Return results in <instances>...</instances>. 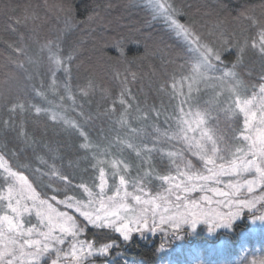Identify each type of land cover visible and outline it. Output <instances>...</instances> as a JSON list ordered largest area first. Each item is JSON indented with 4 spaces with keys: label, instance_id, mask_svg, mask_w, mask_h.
<instances>
[{
    "label": "snow or ice",
    "instance_id": "1",
    "mask_svg": "<svg viewBox=\"0 0 264 264\" xmlns=\"http://www.w3.org/2000/svg\"><path fill=\"white\" fill-rule=\"evenodd\" d=\"M144 6L153 21L163 22L186 45L190 55L179 67L187 72L181 79L189 81V93L193 89L199 92L203 86L212 94L194 111L177 107L174 128L165 126V142L154 139L149 143L141 138L140 127L132 126L135 121L158 120L161 112L155 106L141 108L133 95L129 85L138 77L131 65L139 57L129 58L123 39L103 38V58L110 62L103 69L93 64L85 70L80 46L65 47L68 35L100 19L98 8L80 19L72 6L60 7L64 13L61 27L43 40L35 27L40 18L33 10L26 9L22 18L10 19V31L32 25L27 39L21 35L18 42H6L13 54L7 59L24 73L27 84L13 90L10 82L17 77L10 75L0 86V101L8 113V119L0 118V128L14 131L22 143L33 146L38 142L30 137L25 122L13 117L29 113L43 116L80 141L77 147L85 154L81 159L91 162V168L84 172L93 175L87 180L81 176L74 183L76 175L64 168L79 169L80 159H68L65 164L59 148L45 144L52 162L37 156L44 171L32 170L50 181L45 187L52 195L42 196L22 171L14 170L3 150L6 146H0V264H41L51 252H55L51 264H85L89 257L110 254L114 242L97 244L83 238L89 227L113 231L130 240L144 230H176L185 224L195 229L201 222L215 232L219 227H231L244 210L261 211L255 219L264 220V194H259L264 193V73L256 84L242 76L249 53L264 68V3L259 6V15L254 9L238 13L239 33L227 31L223 22L202 33L197 30V21L185 20L186 14L171 0H145ZM250 29H255L253 35L248 34ZM109 48L117 54L112 56ZM232 50L235 55L226 59L225 54ZM105 73L118 83V91L98 85L93 78ZM170 79L174 87L175 76ZM159 90L164 91L163 82ZM50 94L58 97V104L48 100ZM97 94L108 106L96 118H114L113 123L129 135H117L105 145L93 141L88 129L94 117L85 105ZM29 95L48 106L30 103ZM214 111L229 121L239 119V129L229 136L213 126L210 121L218 118L213 117ZM69 112H76L79 119ZM154 135H161L160 128L155 127ZM177 143L181 147L173 148ZM125 151L133 153L139 163L128 161ZM153 153L168 161L169 172L160 174L153 168ZM57 161L62 163L58 166ZM133 168L135 175L131 174ZM153 180L159 182L161 190L149 187ZM75 191L81 193L80 198ZM250 264H264V258H254Z\"/></svg>",
    "mask_w": 264,
    "mask_h": 264
},
{
    "label": "trees",
    "instance_id": "2",
    "mask_svg": "<svg viewBox=\"0 0 264 264\" xmlns=\"http://www.w3.org/2000/svg\"><path fill=\"white\" fill-rule=\"evenodd\" d=\"M178 8L182 9L189 17L197 21V30L207 33L217 22L225 23L227 31L239 33L240 24L235 17L245 9H254L257 15L260 14V5L264 0H171ZM72 6L80 19L90 14L93 8H98L100 19L92 24H84L81 28L73 31L66 38L65 47L79 45L83 55L81 60L85 70L93 64L99 65L102 69L110 62L103 58V38H121L125 41L129 58L139 57L131 65L132 71L137 73L138 79L129 85L134 96L140 102L141 108L155 106L161 112L158 120L149 119L147 122L135 121L133 127H140V136L143 140L151 142L158 139L165 142L163 132L166 131L164 121H173L177 110L178 87L181 91L186 88L188 80H182V75L187 72L181 70L180 65L185 63L190 53L186 45L167 30L161 21H153L150 12L137 0H0V86L10 75L19 77L21 71L13 66L7 59L12 54L6 42H18L23 35L25 39L30 35L28 28L18 27L15 31L9 30L10 19L22 18L26 9H31L38 14L39 20L35 25L39 38L51 37L62 25L64 13L59 11L60 7ZM183 19V18H182ZM255 29L249 30L253 35ZM205 39H209L205 35ZM34 49L36 46L28 41ZM107 51L115 56L116 50L109 48ZM235 50L225 54L226 59H232ZM245 68L242 70L243 78L251 84L259 83V77L264 68L258 58L252 57L249 53L245 61ZM251 72L249 76L247 73ZM81 78L84 70L81 71ZM171 76H175V85ZM97 84L106 88L118 91V83L113 81L110 75H94ZM35 82V81H33ZM164 83V91L159 90V85ZM75 83V82H74ZM26 83L18 79L11 81L10 85L15 89H24ZM205 92V91H204ZM204 92H198L195 104L205 97ZM206 93V92H205ZM183 96V95H182ZM30 103L48 106L45 101L33 98L29 95ZM48 100L59 103L58 97L49 95ZM3 101H0V118L8 119V113L3 110ZM67 103V102H65ZM83 103V101H81ZM108 106L107 101L100 99L99 94L92 98V102L85 105V110L90 111L94 117L89 126V132L94 142L105 145L109 139L116 137L126 131L113 123L114 118H105L102 115L104 108ZM120 108L117 105V113ZM214 118L218 116L213 112ZM74 119H79L76 112H69ZM17 122L24 121L25 127L31 138L38 143L28 146L22 143L14 131H6L0 128V146L8 156L9 163L14 169L22 171L31 181L37 191L43 195L51 196V191L45 187L50 181L45 176L33 172V169L41 168L36 157L43 155L51 163L50 153L44 149L48 144L59 148V154L64 157L63 163L68 159H80V166L77 170L64 168V171L73 172L79 182L81 176L85 180L93 175L84 169L91 168L89 160L81 159L85 154L79 150L77 145L80 141L75 136H70L62 128L52 124L43 116L37 118L34 114L13 117ZM171 123V122H170ZM213 126L229 136L233 131L239 129V119L235 121L226 120L223 114L210 121ZM141 125L143 128H141ZM160 128L161 135H154L155 127ZM168 125V124H167ZM174 128L171 124L169 125ZM15 153L12 156L11 153ZM191 158V157H190ZM193 159V158H191ZM59 166L62 162L57 161ZM27 165V168H17V165ZM153 168L160 174L167 169L166 159L161 158L158 153L152 154ZM135 171V170H133ZM3 182L0 181V186ZM56 186V185H54ZM76 196H81L75 191ZM260 214L251 213L245 210L242 217L238 218L233 227L228 230L219 228L212 232L206 230L190 231L189 227H182L174 231L172 235L162 232L152 237L148 234H135L130 240H124L119 233L113 231H101L89 227L85 236L88 240H95L97 244L114 242L110 248V254L96 256L94 261L97 264H248L254 258H264V224L257 223L255 217Z\"/></svg>",
    "mask_w": 264,
    "mask_h": 264
},
{
    "label": "rangeland",
    "instance_id": "3",
    "mask_svg": "<svg viewBox=\"0 0 264 264\" xmlns=\"http://www.w3.org/2000/svg\"><path fill=\"white\" fill-rule=\"evenodd\" d=\"M138 1V5H142V6H144V4H145V0H137ZM145 7V6H144ZM146 8V7H145ZM262 73H264V70L262 71ZM20 82H22V83H26V81L24 80V73L23 72H21V75L17 78ZM188 85H189V81L187 82V84H186V88H184V90L183 91H181L182 89H181V87H178V91H177V96H178V98H179V100H178V103H177V106H180V107H183L185 110H188L189 108H192L193 109V111L195 110V107L196 106H203L210 98H211V92L210 91H208V90H206L203 86H201V88H200V90H199V92H201V93H203L204 91L206 92H204V95H205V97H203V99L202 100H199V103L198 104H195V102H193V101H196L197 100V98H195V97H197V94H199L198 92H196L195 91V89H193V91L191 92V93H189V90H188ZM183 95V96H182ZM200 95V94H199ZM221 98H223V97H221ZM181 101H184V103L183 104H181ZM175 115V118H174V120L173 121H169V122H167V121H164V123L165 124H168V126L169 125H173V126H175V120H176V116L178 115V111L176 110V113L174 114ZM213 115V117L215 116L214 114H212ZM253 116H255V114H253ZM226 119V118H225ZM227 120V119H226ZM240 121V120H239ZM171 122V123H170ZM241 123V122H240ZM141 128H143L142 127V125H141ZM125 135H129V134H124V133H122V134H120L119 136H121V137H123V136H125ZM112 139V138H111ZM110 140V139H109ZM107 144V143H106ZM173 148H180L181 147V145L179 144V143H177V144H174L173 146H172ZM124 157L128 160V161H130L131 163H133L134 165L135 164H137V163H139V161H137V159H136V157H135V155L133 154V153H130V152H127V151H125L124 152ZM190 158V157H189ZM151 159H152V157H151ZM167 161V160H166ZM193 163L197 166V167H199L200 165H199V162L197 161V160H195V158H193ZM167 169L165 170L166 172L164 173V174H166L167 172H169L171 169H170V166H169V164H168V161H167ZM14 170H16V169H14ZM133 170H135V171H133ZM132 175H135L136 174V169L135 168H133L132 169V173H131ZM25 175V174H24ZM26 176V175H25ZM28 178V177H27ZM29 180V179H28ZM29 182H31L30 180H29ZM149 187L153 190V191H157V190H161V188H160V184H159V182L158 181H155V180H153L152 181V183L149 185ZM259 194H264V193H259ZM78 198H80L81 196H77ZM57 207H59L60 208V210H66V209H64L62 206H59V205H57ZM245 211V210H244ZM243 211V212H244ZM247 211H249V212H251V213H255V212H257V213H259L260 215L262 214V212L261 211H258V210H247ZM240 217H242V215L240 216ZM240 217H238V218H240ZM237 218V219H238ZM77 219H80L79 217H77ZM237 219H235V221L232 223V225H231V227H227V226H224V227H219V228H224V229H228V230H230L232 227H233V224L237 221ZM34 222V221H33ZM82 222V221H81ZM257 223H263L264 224V220H260V219H258L257 221H256ZM189 227V229H190V231H192V232H195L196 230L198 231L199 229L200 230H206V231H208L207 230V228H209V225L207 224V223H205V222H201V223H199L197 226H196V228L195 229H193L192 228V226H191V224H185V225H183L182 227ZM181 228V227H180ZM219 228H217L216 230H218ZM176 230H178V229H176ZM176 230H173L171 227H165V228H162L161 230L160 229H157L156 231H151V230H144L143 232H141V233H145V234H148L149 236H152V237H154V236H156L157 234H161L162 232L164 233V235H166V234H170V235H172L173 234V232L174 231H176ZM141 233H135V234H137V235H139V234H141ZM135 234H133L132 236H134ZM122 237V236H121ZM84 239H86L85 237H83ZM132 238V237H131ZM96 256H106V255H100V254H97V255H94V256H92V257H89L86 261H85V264H97L95 261H94V258L96 257ZM55 257V252H51V253H49V254H47V255H45L43 258H42V260H41V264H51V261H52V259ZM248 264H250V262L248 263Z\"/></svg>",
    "mask_w": 264,
    "mask_h": 264
}]
</instances>
